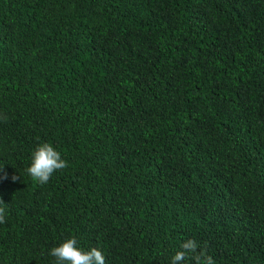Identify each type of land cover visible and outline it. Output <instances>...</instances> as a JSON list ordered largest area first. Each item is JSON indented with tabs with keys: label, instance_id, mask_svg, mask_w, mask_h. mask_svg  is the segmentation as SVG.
Here are the masks:
<instances>
[{
	"label": "trees",
	"instance_id": "trees-1",
	"mask_svg": "<svg viewBox=\"0 0 264 264\" xmlns=\"http://www.w3.org/2000/svg\"><path fill=\"white\" fill-rule=\"evenodd\" d=\"M0 200V264H264V0H0Z\"/></svg>",
	"mask_w": 264,
	"mask_h": 264
},
{
	"label": "clouds",
	"instance_id": "clouds-1",
	"mask_svg": "<svg viewBox=\"0 0 264 264\" xmlns=\"http://www.w3.org/2000/svg\"><path fill=\"white\" fill-rule=\"evenodd\" d=\"M67 167V163L50 143L38 144L31 154V162L27 174L36 182L46 184L53 173ZM16 175L11 176L16 181ZM4 202L0 200V204ZM5 208L0 207V223L5 222ZM49 254L55 258V264H106L105 256L97 247L84 250L77 245L74 237L61 241L49 249ZM215 264L212 256L199 245L198 241L189 238L183 241L179 250L171 257V264Z\"/></svg>",
	"mask_w": 264,
	"mask_h": 264
}]
</instances>
